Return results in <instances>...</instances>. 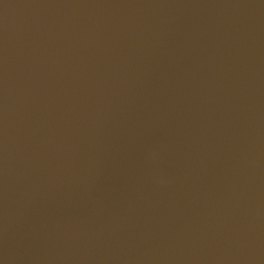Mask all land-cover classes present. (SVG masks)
<instances>
[{
  "label": "water",
  "instance_id": "95a60500",
  "mask_svg": "<svg viewBox=\"0 0 264 264\" xmlns=\"http://www.w3.org/2000/svg\"><path fill=\"white\" fill-rule=\"evenodd\" d=\"M0 264H264V0H0Z\"/></svg>",
  "mask_w": 264,
  "mask_h": 264
}]
</instances>
